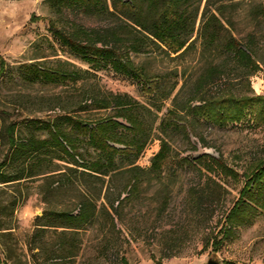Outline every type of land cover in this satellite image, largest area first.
I'll return each instance as SVG.
<instances>
[{
	"label": "rangeland",
	"instance_id": "1",
	"mask_svg": "<svg viewBox=\"0 0 264 264\" xmlns=\"http://www.w3.org/2000/svg\"><path fill=\"white\" fill-rule=\"evenodd\" d=\"M239 1L245 10L248 0ZM50 19L60 27L72 19L89 27H103L106 22L104 15L83 14L80 10L68 11L62 17L47 0H0V70L1 59L6 63L0 73V129L14 123L17 137L45 138L47 123L75 109V102L93 87L128 92L152 111V136L137 161L146 171L139 190L131 194L129 173L118 174L111 182L107 177L96 199L93 221L78 230L66 228L61 226L58 213H76L78 199L73 189L58 188L48 176L56 172L59 162L50 150L46 160L33 168L38 174L0 184L1 264H207L211 259L219 264H264V209L250 224L235 226L227 237L222 239L219 232L240 196L247 172L264 159V112L260 111V103L246 108L241 120L224 124L189 115V143L179 131L163 132L160 122L173 106L176 93L182 88L178 101H185L194 88L205 64L199 40L196 48L181 57L151 46L133 53L134 61L147 73V78H136L119 74L110 66L90 68L69 54L56 40ZM237 20L240 33L251 27L245 11ZM56 60L89 69L93 74L84 81L58 84L28 80L24 65L41 61L51 66ZM168 72L176 74H167V82L161 84L167 98L143 89L142 82L156 81ZM237 80L228 81L226 86L248 95H264V63L251 76L250 84L244 81L237 85ZM109 113L88 109L68 114L92 121ZM58 123L70 129L68 120ZM199 137L205 139V145ZM162 138L170 142L172 157L162 171H151V159ZM85 147L82 144L80 150ZM8 153L7 138L0 136V161ZM205 154L221 156L237 175L206 170L196 160ZM209 160L203 158L206 165ZM5 169L16 171L14 165ZM193 195L198 204L193 202ZM107 197L117 206V214L110 209Z\"/></svg>",
	"mask_w": 264,
	"mask_h": 264
},
{
	"label": "trees",
	"instance_id": "2",
	"mask_svg": "<svg viewBox=\"0 0 264 264\" xmlns=\"http://www.w3.org/2000/svg\"><path fill=\"white\" fill-rule=\"evenodd\" d=\"M47 2L62 17L66 12L74 10H80L83 14L104 15L106 22L103 27H89L73 19L60 27L50 19L58 43L90 68L110 66L119 74L147 78L145 70L134 61L133 53L146 51L151 46L168 55L181 57L196 48V41L199 40V50L205 64L187 99L178 101L182 88L174 96L173 106L161 118L160 128L163 132L179 131L187 142L192 143L188 131L192 124L187 119L189 115L192 118L203 116L214 123L224 124L241 120L245 109L258 103L260 111L264 112V95H248L226 86L228 81L234 79H238L237 85L244 81L250 84L251 76L264 63L262 1L248 0L245 10L239 0ZM243 11L251 27L240 33L237 19ZM198 19V34L194 37ZM1 64L0 73L5 69L4 59H1ZM24 68L28 71V80L32 82H79L93 74L89 69H82L65 60H56L51 66L37 61L24 65ZM170 73L174 72H168L156 81L142 82L143 89L146 92L155 91L161 98H167L168 95L161 91V84L167 82L165 77ZM75 104V109L66 110L64 115H58L55 120L47 123L48 137H17L14 123L0 129V136L7 138L9 144V153L0 161V184H9L38 174L34 173L33 168L36 164H42L52 150L55 152L52 158L59 162L56 163V172L48 176L57 183L58 188L68 186L73 189L79 204L76 213H58L63 222L61 226L78 230L95 218L96 199L103 191L107 177L111 182L118 174L127 172L130 175V194L139 190L142 174L146 170L137 161L151 139L153 124L149 119L151 109L128 92L93 87ZM88 109L110 113L92 121L81 115L68 114ZM59 120H68L70 129L65 130L58 123ZM199 139L205 145V139ZM82 144L86 147L80 150ZM172 150L170 142L162 138L159 150L151 159L150 170L162 171L172 157ZM205 157L210 159V164L204 163ZM196 160L204 164L206 170L218 169L225 175H237L221 156L205 154ZM11 165L16 167L14 173L5 169ZM208 179L222 187L212 176H208ZM193 196V202L198 204V198ZM107 200L110 209L117 214L118 208L114 201L109 197ZM260 209H264V159L247 172L240 196L226 214L225 224L219 231L222 239L235 226L250 224ZM112 221L114 223V218ZM223 264L236 263L225 261Z\"/></svg>",
	"mask_w": 264,
	"mask_h": 264
},
{
	"label": "water",
	"instance_id": "3",
	"mask_svg": "<svg viewBox=\"0 0 264 264\" xmlns=\"http://www.w3.org/2000/svg\"><path fill=\"white\" fill-rule=\"evenodd\" d=\"M207 264H219L217 260H209Z\"/></svg>",
	"mask_w": 264,
	"mask_h": 264
}]
</instances>
